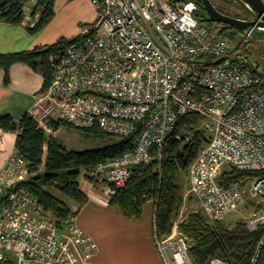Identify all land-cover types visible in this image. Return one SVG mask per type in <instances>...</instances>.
Segmentation results:
<instances>
[{"label":"built area","instance_id":"1","mask_svg":"<svg viewBox=\"0 0 264 264\" xmlns=\"http://www.w3.org/2000/svg\"><path fill=\"white\" fill-rule=\"evenodd\" d=\"M91 1L92 26L51 57L53 81L36 95L30 114L48 133L50 121L62 120L134 139L131 149L84 173L110 196L135 166L152 160L179 117L201 114L209 119L211 138L190 166L185 201L194 196L198 211L212 221L252 202L259 214L248 219V228L264 225V173L223 179L231 168L264 170V73L241 48L253 30L243 33L240 44L218 36L199 22L192 1ZM31 3L37 0L28 1L25 14L32 13ZM28 165L15 150L0 169V264H83L74 246L85 261L97 243L76 222L80 205L71 201L59 226L29 188L16 187L31 176ZM184 217L178 216L168 236L155 234L165 264H196L191 240L179 227ZM206 264L229 263L215 258ZM252 264H264V235Z\"/></svg>","mask_w":264,"mask_h":264},{"label":"trees","instance_id":"2","mask_svg":"<svg viewBox=\"0 0 264 264\" xmlns=\"http://www.w3.org/2000/svg\"><path fill=\"white\" fill-rule=\"evenodd\" d=\"M28 1L0 0V19L8 23L21 24L25 19V7ZM194 1L197 4L195 16L200 23L209 26L218 36L237 44L242 43L241 35L244 32L241 33L234 26H230L231 29L222 28V25L227 24L215 21L202 4ZM55 3L56 0H37L31 14L37 16L38 21L34 26L29 27L31 32L40 31L52 20L55 15ZM95 30L93 27L91 32ZM239 35L240 39L237 40ZM82 37L84 34L80 33L74 38L61 37L52 44L37 46L30 50L0 53V67L6 72L5 83H10L11 65L17 62L25 63L43 74L44 84L39 93H44L54 78L51 57L63 52L68 45ZM258 40L264 41V30L254 29L249 39L242 44V50L250 58L251 54L247 47ZM261 72L264 73V70ZM48 125L53 132L59 131L64 125L74 127L62 120L50 121ZM0 127L4 131L17 133L15 150L29 163L31 176L17 183L16 187L29 188L44 207L55 215L61 227L70 215L71 201L78 203L81 209L89 201L88 195L81 188V176L100 162L119 155L134 145L133 138H119L108 135L100 129L77 128L87 136L109 137L112 140L100 147L68 148L57 135L49 134L40 126L30 113H26L19 120L11 114L2 115ZM210 138V122L205 116L191 113L179 117L163 147L153 149L152 160L135 166L124 187H112L110 204L118 206L127 218L140 219L145 204L149 200H154L156 234L159 237L168 236L185 202L184 195L189 187L190 166L209 143ZM261 173H264V170L244 171L231 168L224 173L223 179L226 183H230L244 180L246 177L252 178ZM85 179L95 187H101ZM179 227L191 240L190 255L196 264H206L215 258L223 259L229 264H252L257 245L264 235V225L250 230L246 220H238L233 227H229L224 221L210 220L201 211L187 214Z\"/></svg>","mask_w":264,"mask_h":264},{"label":"crops","instance_id":"3","mask_svg":"<svg viewBox=\"0 0 264 264\" xmlns=\"http://www.w3.org/2000/svg\"><path fill=\"white\" fill-rule=\"evenodd\" d=\"M86 2L87 13H93L83 17V21H87L90 15L96 18L95 5L91 0ZM35 17L37 16L26 13L21 24L0 19V53L30 50L52 44L62 37V32L53 31L54 27H50V22L40 31L31 32L29 27L38 21ZM9 73L10 83L6 84L5 69L0 67V116L11 114L19 120L33 108L36 95L43 87L44 76L40 71L21 62L11 65ZM16 137V132L3 131L0 169L15 151ZM82 189L88 195L89 201L80 210L76 222L97 243V249L85 261L80 249L74 246L77 257L83 264H165L155 243L154 200L145 204L140 219H130L118 206L110 204L111 196L102 187L97 188L87 182L86 188Z\"/></svg>","mask_w":264,"mask_h":264},{"label":"rangeland","instance_id":"4","mask_svg":"<svg viewBox=\"0 0 264 264\" xmlns=\"http://www.w3.org/2000/svg\"><path fill=\"white\" fill-rule=\"evenodd\" d=\"M219 3L224 5L223 2ZM30 6L31 8H33L34 5L31 3ZM87 9L88 8L86 0H56L55 15L50 21V27H54L53 31L62 32L60 35L62 37L74 38L78 34L82 33L85 27H91L92 25L90 24H92L95 20V17H92L91 15L87 21L82 20L83 17L93 13V11H90L88 14ZM226 9L228 8L226 7ZM35 18L37 19V17ZM249 47L254 65L259 70H264V41H255V43L250 44ZM50 133H53L54 135H57L60 139H62L68 148L76 149L100 147L106 145L112 140L109 137L103 138L87 136L86 134H83L80 130H78L75 126L69 127L64 125L59 131ZM80 181L81 187L86 188L87 182L89 181L85 179L84 175L81 176ZM61 198L66 199L64 196H61ZM257 209H259L257 208V204L255 207L252 202H249L239 210L227 215V217L223 221L229 227H233L235 225V222L238 220H246L247 222L248 219L257 216L259 214ZM198 210L199 207L194 196L190 195L184 202L180 214L182 213L184 216H186L190 212Z\"/></svg>","mask_w":264,"mask_h":264},{"label":"water","instance_id":"5","mask_svg":"<svg viewBox=\"0 0 264 264\" xmlns=\"http://www.w3.org/2000/svg\"><path fill=\"white\" fill-rule=\"evenodd\" d=\"M190 1L195 2L194 0H190ZM196 1L203 5L205 11L215 21L230 24L238 28L242 32H249L254 29L264 30V0H239L242 3H244L256 16L255 19L248 21L221 12L216 8L212 0H196ZM239 39H240V35L238 36L237 40ZM247 50L250 53V47H247Z\"/></svg>","mask_w":264,"mask_h":264},{"label":"flooded vegetation","instance_id":"6","mask_svg":"<svg viewBox=\"0 0 264 264\" xmlns=\"http://www.w3.org/2000/svg\"><path fill=\"white\" fill-rule=\"evenodd\" d=\"M212 1L218 10H220L221 12L227 15L246 21L253 20L256 18L255 14L244 3H242L239 0H218V1L212 0ZM219 2H223L224 5H222ZM226 7L228 9H226ZM230 26L232 25L230 24L222 25V28L231 29ZM241 33L243 32L241 31Z\"/></svg>","mask_w":264,"mask_h":264}]
</instances>
